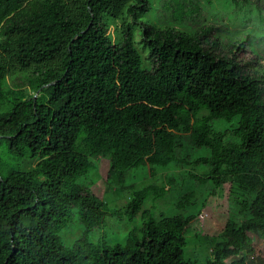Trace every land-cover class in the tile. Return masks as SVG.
<instances>
[{"label": "trees", "instance_id": "trees-1", "mask_svg": "<svg viewBox=\"0 0 264 264\" xmlns=\"http://www.w3.org/2000/svg\"><path fill=\"white\" fill-rule=\"evenodd\" d=\"M145 4L0 0V141L37 157L0 176V264H195L185 253L195 212L154 216L143 207L166 183L130 190L124 210L140 211V234L71 245L59 234L74 209L87 230L105 223L107 202L75 182L93 158L108 159L109 189L129 190L132 168L181 160L185 135L208 149L195 159L208 171L189 175L211 181L210 195L229 183V216L217 234L203 233L211 255L201 264H264L242 249L249 233L264 236V61L241 60V42L206 39L207 28L144 24L145 68L131 26ZM126 13L132 21L114 38L107 18ZM235 116L232 129H214L213 119ZM196 199L187 189L175 205Z\"/></svg>", "mask_w": 264, "mask_h": 264}, {"label": "rangeland", "instance_id": "rangeland-1", "mask_svg": "<svg viewBox=\"0 0 264 264\" xmlns=\"http://www.w3.org/2000/svg\"><path fill=\"white\" fill-rule=\"evenodd\" d=\"M109 32L114 38L120 37V25L123 21H132L129 14L120 19L107 18ZM144 24L159 27L172 26L178 29L195 33L197 30L207 28L206 39L215 37L225 45L231 41L241 42V50L237 56L241 60L264 61V0H246L234 2L233 0H146L145 6L139 9V16L131 23L134 30L135 44L143 58V67L149 68L147 44L142 39L141 29ZM11 84L10 77L8 78ZM37 95V93H35ZM34 94V95H35ZM202 113H206L203 111ZM237 116L231 119L215 118L212 120L214 129L230 130L236 125ZM182 147L177 153L181 160L170 161L166 165H146L132 168L126 176V184L132 186L129 190L117 191L109 189L105 177L109 168L106 157L93 158L89 170L79 176L75 182L85 189L93 191L96 195L107 202L110 207L105 223L89 230L79 222L76 209L71 217L59 231L62 240L67 245L78 242H94L103 239L108 243L125 241L129 233L140 234L143 217L137 212L131 214L124 210L130 190L140 189L147 186H166V193L161 197H146L143 207L150 209L154 216L159 214L170 215L174 213L187 214L191 210L195 212L191 225L186 231L187 246L186 256L195 260V264H201L209 257L210 245L204 241L203 233L208 235L217 234L225 224L229 216V183L222 187L215 186L213 193L208 194L212 188L211 181L201 182L191 177L203 175L209 169L204 162H196L200 155H206V147H192L188 137L182 139ZM37 161V157H31L28 152L22 155L12 154L7 143L0 141V176H4L10 169H29ZM175 177L177 183L169 186L167 179ZM195 192L196 203L193 207L179 209L175 201L185 190ZM208 194V195H207ZM203 203V204H202ZM201 210V211H200ZM242 249L247 255H253L264 260V236H255L249 233Z\"/></svg>", "mask_w": 264, "mask_h": 264}, {"label": "water", "instance_id": "water-1", "mask_svg": "<svg viewBox=\"0 0 264 264\" xmlns=\"http://www.w3.org/2000/svg\"><path fill=\"white\" fill-rule=\"evenodd\" d=\"M36 96V94L34 95V97Z\"/></svg>", "mask_w": 264, "mask_h": 264}]
</instances>
